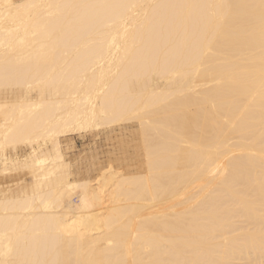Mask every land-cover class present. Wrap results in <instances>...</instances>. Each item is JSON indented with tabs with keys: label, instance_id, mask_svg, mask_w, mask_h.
Masks as SVG:
<instances>
[{
	"label": "bare ground",
	"instance_id": "6f19581e",
	"mask_svg": "<svg viewBox=\"0 0 264 264\" xmlns=\"http://www.w3.org/2000/svg\"><path fill=\"white\" fill-rule=\"evenodd\" d=\"M128 120L142 157L78 178L60 134ZM19 145L0 264H264V0H0Z\"/></svg>",
	"mask_w": 264,
	"mask_h": 264
},
{
	"label": "rangeland",
	"instance_id": "374dc122",
	"mask_svg": "<svg viewBox=\"0 0 264 264\" xmlns=\"http://www.w3.org/2000/svg\"><path fill=\"white\" fill-rule=\"evenodd\" d=\"M132 122L133 121L129 120L121 121L111 126H95L89 127L90 129L80 128L60 134L64 157L68 162L70 161V167L74 169L76 175L79 174L77 175L78 178L86 177L88 174L94 177L101 168L108 166L117 168L129 167L136 159L142 157L140 155L142 139L140 136L141 134H139V125ZM47 144L48 147L51 146L50 141H48ZM47 144H42V147ZM17 150V155H15L16 153L13 148H8L7 153L11 155L13 159L11 162L7 160V166H9L10 171H5V173L2 169L6 164H4V156L0 150V154L2 155L0 156V188L3 187L7 189L9 187L11 190L14 188L15 190H20L19 187L21 188L23 185V188L25 185H30L32 182L31 180H33V176L30 174L29 170L20 168L18 170H13L16 160L18 159L17 162L23 160L30 149L25 145H19ZM129 157L132 159H127ZM11 165H14L12 170L10 167ZM74 200L76 201L77 197H74L73 201Z\"/></svg>",
	"mask_w": 264,
	"mask_h": 264
}]
</instances>
